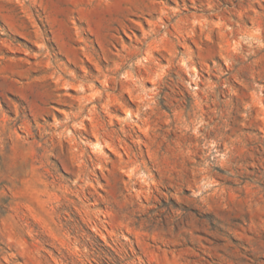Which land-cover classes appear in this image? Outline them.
Segmentation results:
<instances>
[{
	"label": "rangeland",
	"instance_id": "1",
	"mask_svg": "<svg viewBox=\"0 0 264 264\" xmlns=\"http://www.w3.org/2000/svg\"><path fill=\"white\" fill-rule=\"evenodd\" d=\"M0 264H264V0H0Z\"/></svg>",
	"mask_w": 264,
	"mask_h": 264
}]
</instances>
